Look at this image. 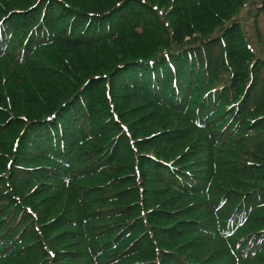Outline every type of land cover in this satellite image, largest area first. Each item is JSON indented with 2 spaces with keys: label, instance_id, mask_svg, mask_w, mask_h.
<instances>
[{
  "label": "rangeland",
  "instance_id": "1",
  "mask_svg": "<svg viewBox=\"0 0 264 264\" xmlns=\"http://www.w3.org/2000/svg\"><path fill=\"white\" fill-rule=\"evenodd\" d=\"M24 1L0 0V264H134L136 259L141 264H264V1L127 0L126 7L94 25L101 33L80 31L83 38L87 33L91 49L30 44L29 36H43L40 31L47 29V17L55 8L44 0L25 8ZM68 2L88 9L97 3L107 6L103 0ZM212 5L222 11V19L209 10ZM188 23L190 37L183 32ZM232 24L241 26L242 43L233 31L235 45L223 41ZM84 25L77 22L74 30ZM180 36L183 47L174 42ZM218 38L225 54L221 63L193 71L197 67L185 44L203 39L197 44L201 47ZM245 56L250 59L242 69L237 64ZM62 61L75 79L64 75L54 86ZM41 65L51 69L50 77L40 73ZM98 80L99 91L94 85ZM29 82L32 93L23 89ZM67 108L69 115L59 124L66 131L79 129L84 139L78 145L74 133L73 147H98L80 153L87 155L85 161L101 155L90 164L93 173L106 167L99 162L106 153L120 164L117 173L134 170L141 210L135 209L132 222L147 228L151 200L161 202L158 211L177 210L193 200H207L212 209L186 214L197 220L189 225H172L156 216L160 224L172 225L170 230L159 233L163 243L147 231L152 241L142 240L133 259L114 252L111 243L101 245L106 237H93L88 246L78 247L63 230L74 224L70 220H81L82 200L64 187V195L52 203L54 190L31 191L36 180L17 179L20 171H40L39 166L21 167V156L31 153H22L32 132L27 118L47 116L48 109L52 113L47 119H53ZM10 115L19 117L18 126ZM33 130L42 155L64 158L74 151L72 146L66 153L65 146L56 151L53 139ZM67 157L64 169L73 170ZM56 169L61 173L62 166ZM116 175L115 170L109 174ZM66 204L71 209H64ZM186 226L194 227L195 235H182ZM171 230L179 235L172 241L167 238ZM88 247L95 248L93 255Z\"/></svg>",
  "mask_w": 264,
  "mask_h": 264
},
{
  "label": "trees",
  "instance_id": "2",
  "mask_svg": "<svg viewBox=\"0 0 264 264\" xmlns=\"http://www.w3.org/2000/svg\"><path fill=\"white\" fill-rule=\"evenodd\" d=\"M39 1L40 0H25L23 2V5L21 6L25 8L31 6L32 9V7H34L33 3H39ZM103 1L105 2V4H107V6H101L99 5L100 3H97L96 6L98 5V7L95 6L94 9H88L86 7L72 5L68 2V0H44L45 3H52L53 4L52 8L55 9H52L53 11L50 12L51 14L48 15L47 17L48 19L46 20L47 29L40 31V35L44 33L43 36H39V34H37L36 32V35L33 34L32 36L28 37V41L30 42V44H32V42L34 41V43L37 42V43H42L44 45H46L47 42H55L56 44L66 43L69 47H73L74 49L94 48V45H92L90 40L88 41L85 40L87 33L83 38V36L80 34V31L81 32L83 31L85 33L87 29L89 30L91 29L92 34L101 33V31L98 28L95 29L94 26L96 23H98V20L101 19L103 21L107 16L111 15L115 10L119 9L121 6H123L122 8L127 6L125 4L127 0H103ZM201 7L202 9L205 10L204 8L205 6H201ZM210 9L213 11L212 12L213 14L218 13L216 17H220V19L224 17L222 11L219 8L215 9V7H213L212 5L209 8V10ZM192 10H194V8ZM188 15L189 12L187 11L186 16ZM180 16L182 17L183 15L180 14ZM90 21L93 22V24L88 28V24ZM77 22H82V23L85 22V25L76 32V30H74V27ZM190 25L191 23H188L186 27L183 26V32L189 37L193 35V31L191 29L187 30V28H189ZM231 31L236 33L235 37L239 38L238 41H241L242 43L241 26L238 24L236 25L232 24V26L229 29V34H226L224 32L225 34H223V41L226 40L228 43L235 45V40L234 38H232ZM104 38L107 39L106 33L104 35ZM200 41H204V40L200 39L199 41H194V40H192L191 42L188 41V43L185 44V46L190 49L196 48V50L194 49L191 51L196 56L200 57L202 53L205 52L209 56L210 60L212 59L213 61L217 57V61H220L221 63V61L225 57L222 51L221 39L218 38L211 41L212 45L217 46V48H219L218 56L216 55V51L213 50L214 54L213 55L211 54L212 58L208 54L207 48L205 47L200 48V49H206V51L197 49V44ZM174 42H176V45L179 44L181 45V47H183L184 37L182 36L176 37L174 38ZM96 45H100V43ZM246 52L247 54H249L247 50ZM203 59L204 58H202L201 60L203 61ZM249 59H250L249 56H245L242 61H238V63L240 64H237V66H239L240 68H242V66L244 67V65L247 64V61ZM61 64L64 65L62 68H60L62 74L57 73L55 75L56 81L55 83H51L54 86L57 84L58 80L64 79V75L67 76V78L69 77L70 79H75L73 76H71L69 72L70 71L69 65H67L63 61L61 62ZM40 68L44 69V70H39L42 75L45 76L48 75L50 77V75L47 72L50 71L51 69L46 68V66L44 65H41ZM80 74L82 75L81 72ZM40 81L41 80H38V82ZM96 83L98 84L96 85ZM30 84L32 83L29 82V86L23 89L25 90L27 89L29 93H32L33 85ZM94 85H95V90L99 91L100 81L99 80L95 81ZM59 89L60 88H57L56 90ZM39 90L42 91V89L40 88ZM34 91L35 93H39L38 88L34 89ZM214 99L216 100V98H212L211 96V100ZM41 100L43 102L46 101L51 106V110L54 108L52 103L49 102V100H46V98L41 97ZM62 100L63 99H60L59 101ZM215 100L213 101V103L215 102ZM194 101L198 102V100H194ZM76 102L79 103L80 99L76 100ZM4 104L7 105L6 102ZM51 110L48 109L45 110L47 116L52 113ZM23 113H29V112L26 111ZM67 115H69L68 108L64 112L60 111L55 113V118L53 119L51 118L47 119V116L45 115H40V116L38 115L35 116V118H31V119L27 118L26 121L27 125L31 128L32 132L29 131V137L24 142L25 144H29L28 142H31L30 145L32 147L29 150L27 149V146L23 144L24 150H22V153L23 154L26 152H31V153L28 155L21 156L22 157L21 167L22 168L27 167V169H30L32 167L35 168L39 166L40 171L37 173H25L24 171H20L17 175V179L22 182H25L26 179H30V178L36 180V182H34L35 185L31 184L32 185L31 191L36 190V188H41V192L43 193H47L46 191L48 189L54 190L57 196L51 201L52 203L56 201L58 198H60L62 195H64V191L67 189L74 192V195H76L78 198L82 200L81 202L82 208L80 211L78 210L81 214V220L78 221L77 223L73 220H70V222L74 224L73 225L68 224V228L66 227L65 230H63L69 234L73 242L76 243L78 247L81 248L83 246H88L93 237H106V239L103 241L101 245L106 244V246H108L109 243H111L114 247H116L113 250L114 252L120 253L123 256L128 255L130 259H133V257L137 256L139 253L136 252L140 250V245L142 240H145L144 242L152 241L147 231H150L152 233L153 235L152 238L157 243H163L161 237L159 236V233H161L163 230L166 229L170 230L169 228L177 222L179 223L185 222L189 225L194 223V221H197L195 217L185 218L186 214L192 215V213L204 207H206L208 210L212 209V207L208 204L207 200L204 201L193 200L192 202L189 203V205L183 206L177 210L158 211L157 209L159 208L161 202L151 200L146 205L148 211V215L146 217L148 221L147 228L144 226L143 223L141 224L138 222H132L133 217H136V215H134L136 212L135 209L139 211L138 209L141 208L140 204L137 202L140 200V196H139V191L136 188L137 182H136V177L134 176V170L131 172V174L130 172H126L125 174L117 173L119 172V170H116L117 169L116 167H119L120 164H117L115 160H113V158L111 161L109 154L106 153L104 154L103 158L99 160L100 163H102L103 161V164L106 165V167L100 171L93 173L90 164L97 161L101 155L98 156L96 159H93L92 161L91 160L85 161L87 155L85 154V157H81L80 153L86 151V153L88 154L91 153L92 151H95L96 148L98 147L92 149L87 146L84 150L79 149L78 146L77 149L73 147V144L76 142L75 137L73 136L74 133L77 139L78 137L80 138V144L78 145H81L84 139L82 132L79 129L78 130L71 129L66 131L65 129L67 128L64 129L61 127V124H59L60 120H64ZM12 117L15 118L13 124L18 126L19 117L13 115ZM4 121L5 120H3V122ZM33 129L40 130L38 132L36 131V134H39L40 132L41 135H45L48 138L53 139L51 143L55 144L54 149L56 151L62 149L63 146H65L64 153H66V150L69 147L72 146V148H74L73 152H70L71 150H69L68 154H66L67 156H70V161L73 163V170L64 169L68 165V164L66 165V161L68 160L67 156L64 158H54L47 155H42V153H40V150L43 151V146L40 149V146L42 144H40L36 140V137H34L35 132ZM88 144H90V142H85V145ZM258 146L260 148L263 146V144L259 143ZM77 163H79V165H76ZM61 166L62 169L60 173V170L56 171L57 170L56 168L57 167L59 168ZM112 170H115V173L117 174L115 177L109 176V174L112 173ZM235 184L237 185V183ZM64 187L65 190H63ZM152 195L154 197H157L155 191H153ZM207 197H210L209 192H207ZM38 203H40L39 200L37 202H34V205ZM68 205L69 204H66L64 209L68 210V208H70V206ZM172 212L174 213L172 214ZM156 216H159L160 220L162 221H173V224L172 225L168 224L167 226H164L160 224L158 221H156L157 220ZM115 221H117L118 223H115ZM56 222H58V219H56ZM84 223L87 224L85 225ZM60 225H62L61 219H60ZM116 226L118 227L113 228ZM140 226L141 227L143 226L145 229L140 228ZM193 229L195 228L192 226H186V228H183L182 235H184L187 231H189L190 235H195V230ZM176 232L177 231L175 230H171L169 233H167L169 234L167 238L170 239V241L176 239L177 237H179V235L178 236L176 235ZM143 233H146L144 236L146 238L140 237ZM113 238L114 240L112 241ZM88 251L89 252L95 251V248L88 247ZM133 263L141 264V260L136 259L133 261Z\"/></svg>",
  "mask_w": 264,
  "mask_h": 264
}]
</instances>
